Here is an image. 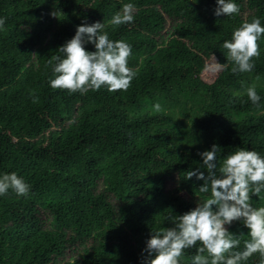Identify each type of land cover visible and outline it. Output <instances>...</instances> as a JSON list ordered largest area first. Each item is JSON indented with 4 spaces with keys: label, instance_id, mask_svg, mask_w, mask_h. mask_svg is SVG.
<instances>
[{
    "label": "trees",
    "instance_id": "obj_1",
    "mask_svg": "<svg viewBox=\"0 0 264 264\" xmlns=\"http://www.w3.org/2000/svg\"><path fill=\"white\" fill-rule=\"evenodd\" d=\"M129 2L134 21L112 25ZM194 2L0 0V173L30 185L26 197H0V264H142L151 230L171 227L165 216L202 199V181L186 179L202 163L198 152L216 144L221 159L242 147L264 154V39L250 73L232 74L229 62L212 82L202 79L213 57L228 63L222 44L235 28L264 23V0H236L230 17L213 15L215 0ZM97 21L132 46L131 86L84 95L50 88L48 59L78 25ZM250 202L264 207V192ZM230 231L244 233L243 248L247 229ZM195 254L185 249L181 264Z\"/></svg>",
    "mask_w": 264,
    "mask_h": 264
},
{
    "label": "clouds",
    "instance_id": "obj_2",
    "mask_svg": "<svg viewBox=\"0 0 264 264\" xmlns=\"http://www.w3.org/2000/svg\"><path fill=\"white\" fill-rule=\"evenodd\" d=\"M195 0L194 3H198ZM136 6L124 3L111 18L114 26L131 24ZM236 0H215L213 15L230 17L239 14ZM104 22L82 23L71 39L57 49L58 55L48 59L51 75L48 85L52 89L67 90L69 94L105 89L109 92L126 91L137 73L128 66L132 46L124 40H112ZM5 30V19L0 17V31ZM264 39V23L258 17L244 21L222 44L227 50L228 63L216 62L213 72L224 71L229 62L232 74L250 73L260 56L258 41ZM91 44L94 51L86 50ZM248 101L260 106L261 96L254 86L246 89ZM156 112L162 111L159 102ZM221 149L213 144L210 150L198 152L202 163L186 172V179L202 181L198 191L202 196L194 208L180 215L164 217L171 227L152 229L142 250L146 253L142 264H181L185 249L195 248L191 264H247L258 254V264H264V207H254L252 197L264 192V154L246 148H237L222 159ZM203 169V170H201ZM206 173V174H205ZM26 197L30 185L15 172L0 173V197L9 192ZM234 223L247 229V240L240 248L241 232L230 231Z\"/></svg>",
    "mask_w": 264,
    "mask_h": 264
},
{
    "label": "rangeland",
    "instance_id": "obj_3",
    "mask_svg": "<svg viewBox=\"0 0 264 264\" xmlns=\"http://www.w3.org/2000/svg\"><path fill=\"white\" fill-rule=\"evenodd\" d=\"M214 63H215L214 60L207 62L206 67L202 73V79L207 83L212 82L217 76V74L219 73V72H213L210 70V66L213 65Z\"/></svg>",
    "mask_w": 264,
    "mask_h": 264
}]
</instances>
